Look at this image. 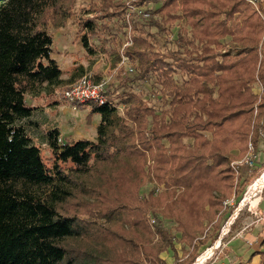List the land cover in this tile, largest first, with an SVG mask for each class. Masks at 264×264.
Wrapping results in <instances>:
<instances>
[{
    "label": "trees",
    "instance_id": "obj_1",
    "mask_svg": "<svg viewBox=\"0 0 264 264\" xmlns=\"http://www.w3.org/2000/svg\"><path fill=\"white\" fill-rule=\"evenodd\" d=\"M75 4L0 0V264H170L164 252L193 263L232 212L225 202L238 204L258 176L248 160L264 152V0H91L78 19L88 54L113 22L131 28L119 60L132 80L156 78L166 107L131 79L121 92L111 82L105 103H74L100 114L96 138L60 143L54 129L46 156L20 121L36 109L29 96L84 76L80 66L63 79L52 56L50 25L64 26ZM139 12L157 33L131 25ZM163 31L175 48L157 47ZM256 255L264 264L259 248L235 264Z\"/></svg>",
    "mask_w": 264,
    "mask_h": 264
},
{
    "label": "rangeland",
    "instance_id": "obj_2",
    "mask_svg": "<svg viewBox=\"0 0 264 264\" xmlns=\"http://www.w3.org/2000/svg\"><path fill=\"white\" fill-rule=\"evenodd\" d=\"M90 1L76 0L75 14L64 26L55 27L52 24L50 25L49 30L54 37L52 56L58 59L64 69V73H67L70 78L77 71L76 69L83 66L86 70L84 75L89 74L93 79L99 77L106 81V85L113 82V86L119 87V92H121L125 81L136 75V70L130 71L119 60L120 45L125 39V35L129 31L131 32V28L128 29L124 24L113 22L111 24V27H113L111 34L106 33L92 40L97 52L90 56L78 35V19L82 15H89ZM159 5L160 3L150 4L147 8H154ZM133 10L135 11L136 8ZM149 17V15L139 12L131 16L129 21L131 25L135 24L137 27H144L150 33H157L158 29L150 23ZM178 28V24L174 25L172 32L170 31L169 33L170 37L174 36ZM166 35L164 31L161 34H157L154 39L157 47L162 50L175 48V45L168 41ZM71 58L76 60L72 66L68 65ZM127 64L130 66L131 63ZM68 76H64L65 80L70 79ZM177 77L182 82L183 76L178 74ZM68 85V83L61 85L55 96H39L37 98L29 96V103L36 106V109L30 118L20 121L26 127L33 142L43 148L46 156L50 155L47 143L48 134L54 129H59L60 131V143H67L81 138L95 139L97 136V126L101 121L100 114H94L89 118V107H76L74 106L75 102L63 97V90ZM128 85L135 91L141 92L145 99H148L158 110L166 107L164 101L160 98L161 86L157 83L156 78L146 82L131 79ZM256 90L259 91L260 88L256 87ZM92 103L96 102L92 101ZM186 142L191 143L193 139L186 138ZM254 162V168L258 169L259 172L244 194V196L248 194V200L241 206V209L238 207L244 196L238 204L235 205L234 202L231 206L233 207L232 212L228 217H224L221 222V229L216 240L210 241L209 244L201 247L199 256L204 254L208 248L214 247L213 255L204 264H235L240 259L250 257L254 248L264 249V243L261 244L260 242V238L264 237V185L259 187L257 191L253 190L249 193L252 184L264 174V167L262 166L264 164V152L258 153L254 157ZM153 187H155L153 183L146 184L143 188L144 194H147ZM166 223L168 226L175 225L172 221H167ZM211 231L213 230L211 229ZM175 233L180 235L177 231ZM177 246L181 255L183 253L182 245L178 243ZM162 256L170 264L173 263L174 256L172 252H164ZM197 258L190 264H197Z\"/></svg>",
    "mask_w": 264,
    "mask_h": 264
},
{
    "label": "built area",
    "instance_id": "obj_3",
    "mask_svg": "<svg viewBox=\"0 0 264 264\" xmlns=\"http://www.w3.org/2000/svg\"><path fill=\"white\" fill-rule=\"evenodd\" d=\"M249 1L255 5H257V3H258V0H249ZM130 44H132V39L129 37L124 42L122 49H124L127 45H130ZM128 62H129V58L122 52L121 63L126 65ZM106 86H107L106 81H104V80L96 81L95 79H93V77L91 75L85 74L84 76H82L78 80L69 84L63 90V97H65L67 100L73 101V102L85 103V102L94 101L96 103L102 104V103H105V101L107 100ZM248 161H249L250 165L255 164L253 158H249ZM263 176H264V174L260 178H258L254 184H257V182H259L263 178ZM254 184H252V186L250 187L249 193L254 190L252 188ZM247 195L248 194H246L244 196V198L242 199L241 203L239 204L240 206L238 208L241 209V206L246 203V201L248 200ZM234 202H235V199H231V200L225 202V204L232 206L234 204ZM213 248L214 247L208 248L207 251L210 249H213ZM213 253H214V251H213ZM213 253L209 257H207L205 260H202V261H200V259L202 258V256L204 254L199 256L197 258V264H204L205 261H207L208 259L211 258Z\"/></svg>",
    "mask_w": 264,
    "mask_h": 264
},
{
    "label": "bare ground",
    "instance_id": "obj_4",
    "mask_svg": "<svg viewBox=\"0 0 264 264\" xmlns=\"http://www.w3.org/2000/svg\"><path fill=\"white\" fill-rule=\"evenodd\" d=\"M264 185V176H263V178L259 181V182H257V184H254L253 185V189L254 190H258L259 189V187H261V186H263ZM213 253V249H210V250H208L203 256H202V258L200 259V261H202V260H205L207 257H209L211 254Z\"/></svg>",
    "mask_w": 264,
    "mask_h": 264
},
{
    "label": "crops",
    "instance_id": "obj_5",
    "mask_svg": "<svg viewBox=\"0 0 264 264\" xmlns=\"http://www.w3.org/2000/svg\"><path fill=\"white\" fill-rule=\"evenodd\" d=\"M57 61H58V59H56ZM59 62V61H58ZM74 62H76V60L75 59H70V62H69V64L68 65H70V66H72L73 64H74ZM59 64H60V62H59ZM69 66V67H70ZM63 68V67H62ZM64 70V69H63ZM64 76H68V74L67 73H63V75H62V78L63 79H65V77ZM69 77V76H68ZM70 78V77H69ZM98 78V77H97ZM102 80V79H101ZM252 263H254V264H258L259 263V255H256L254 258H253V262Z\"/></svg>",
    "mask_w": 264,
    "mask_h": 264
}]
</instances>
